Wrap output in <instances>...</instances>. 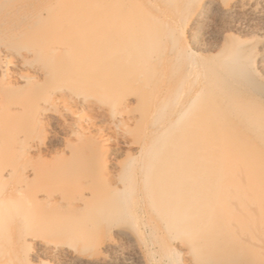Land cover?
<instances>
[{"label":"bare ground","instance_id":"obj_1","mask_svg":"<svg viewBox=\"0 0 264 264\" xmlns=\"http://www.w3.org/2000/svg\"><path fill=\"white\" fill-rule=\"evenodd\" d=\"M114 257L264 264V0H0V264Z\"/></svg>","mask_w":264,"mask_h":264},{"label":"rangeland","instance_id":"obj_2","mask_svg":"<svg viewBox=\"0 0 264 264\" xmlns=\"http://www.w3.org/2000/svg\"><path fill=\"white\" fill-rule=\"evenodd\" d=\"M154 9V8H153ZM152 9V10H153ZM154 11L158 14L162 15H167L169 14V9L166 10H160V9H154ZM222 25L221 22L218 20H213L212 22L209 23V25L206 26V28L204 29L203 33H201V35L195 37L193 40H191V37L189 34H187L185 37L186 41L191 45V47L193 48V50L200 54V53H205L207 50H214L215 48L213 47V45L216 44L217 42V38H216V34L217 32L220 31ZM57 132V131H56ZM55 134H59L61 133V137H69L68 134H63V132H57ZM54 133V131H53ZM48 137L46 139L47 141V146L46 149H44V153H46L47 155L50 153H54L55 150L59 149L62 146V142L59 143V141H49L48 142ZM61 141V140H60ZM107 143V142H106ZM50 144V145H49ZM108 148L107 152L109 150V152L107 153L106 157H107V166L110 168H114V162L116 160H121L124 165L128 162V158L125 153H116L114 152L115 149H117L119 143L117 142V140H115L114 138H112L110 141H108L107 144H105ZM131 154H136V150H130ZM140 218V213L137 212L133 218L134 222H138ZM127 250H129V248L127 247H123V250L121 251L122 253H126ZM115 258V257H114ZM113 258V259H114ZM45 261H47L46 259H44ZM119 259L115 258L114 259V263L115 264H122L121 261H118ZM49 264H55L54 262H52V260H48Z\"/></svg>","mask_w":264,"mask_h":264}]
</instances>
